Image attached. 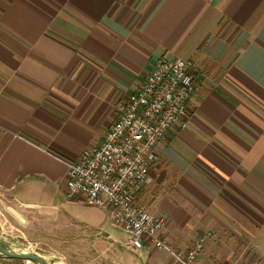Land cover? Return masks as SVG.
<instances>
[{
	"label": "crops",
	"instance_id": "0c3cea01",
	"mask_svg": "<svg viewBox=\"0 0 264 264\" xmlns=\"http://www.w3.org/2000/svg\"><path fill=\"white\" fill-rule=\"evenodd\" d=\"M173 58L198 91L138 202L167 219L172 249L211 233L200 264H264V0H0V203L111 264H181L125 247L113 211L66 185Z\"/></svg>",
	"mask_w": 264,
	"mask_h": 264
},
{
	"label": "built area",
	"instance_id": "2783aa9c",
	"mask_svg": "<svg viewBox=\"0 0 264 264\" xmlns=\"http://www.w3.org/2000/svg\"><path fill=\"white\" fill-rule=\"evenodd\" d=\"M198 83L182 58L159 61L143 86L119 107L118 118L101 146L67 163L69 196L81 195L88 206L108 208L127 235L126 247L167 252L181 264H200L211 233L186 252L172 249L164 237L168 221L139 204L138 198L159 161L158 146L188 116Z\"/></svg>",
	"mask_w": 264,
	"mask_h": 264
},
{
	"label": "rangeland",
	"instance_id": "374dc122",
	"mask_svg": "<svg viewBox=\"0 0 264 264\" xmlns=\"http://www.w3.org/2000/svg\"><path fill=\"white\" fill-rule=\"evenodd\" d=\"M7 204L10 205V202L0 203V235L14 252L37 254L55 263L61 261L63 264H111L104 253L101 259L99 255L93 253L89 245L64 243V240L54 237L51 231L44 228L40 214H25L33 224L30 227L31 223H28L27 228ZM0 264L37 263L15 260L0 254Z\"/></svg>",
	"mask_w": 264,
	"mask_h": 264
},
{
	"label": "water",
	"instance_id": "95a60500",
	"mask_svg": "<svg viewBox=\"0 0 264 264\" xmlns=\"http://www.w3.org/2000/svg\"><path fill=\"white\" fill-rule=\"evenodd\" d=\"M0 254L15 260H24L29 262H35L37 264H55L54 261L48 260L41 255L23 254V253L14 252L12 249H10L9 245L3 241L1 235H0Z\"/></svg>",
	"mask_w": 264,
	"mask_h": 264
},
{
	"label": "bare ground",
	"instance_id": "6f19581e",
	"mask_svg": "<svg viewBox=\"0 0 264 264\" xmlns=\"http://www.w3.org/2000/svg\"><path fill=\"white\" fill-rule=\"evenodd\" d=\"M20 253H23V254H28V252H20ZM58 259V258H57ZM50 260V259H49ZM53 260V259H52ZM29 262V261H28ZM55 264H63L61 261H58L56 262Z\"/></svg>",
	"mask_w": 264,
	"mask_h": 264
}]
</instances>
